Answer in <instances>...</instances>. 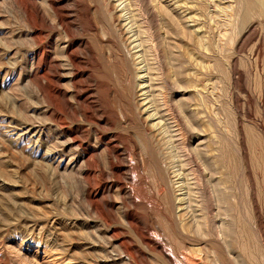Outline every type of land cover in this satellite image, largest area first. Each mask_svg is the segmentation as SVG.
<instances>
[{
    "label": "rangeland",
    "instance_id": "374dc122",
    "mask_svg": "<svg viewBox=\"0 0 264 264\" xmlns=\"http://www.w3.org/2000/svg\"><path fill=\"white\" fill-rule=\"evenodd\" d=\"M118 8L117 0H0V264H232L218 221L163 222L169 190L152 167L139 84L125 80L117 47L129 43ZM260 11L250 22L258 28L227 37L230 59L241 63L257 47L264 5ZM157 18L147 22L164 34ZM111 24L117 35H109ZM178 64L166 62L167 78ZM255 74L247 83L256 106L264 76ZM213 81L224 102L228 77ZM217 120L198 125L216 143L224 115Z\"/></svg>",
    "mask_w": 264,
    "mask_h": 264
},
{
    "label": "bare ground",
    "instance_id": "6f19581e",
    "mask_svg": "<svg viewBox=\"0 0 264 264\" xmlns=\"http://www.w3.org/2000/svg\"><path fill=\"white\" fill-rule=\"evenodd\" d=\"M117 1L125 21L122 32L125 30L124 35L127 31L129 43L116 46L122 53L125 80L127 77L132 79L130 83L139 84V105L151 121L150 126L146 125L152 128L147 135L149 147L154 151L152 167L160 174L162 187L165 185L169 190L164 192L168 193L172 208L169 207L170 214H162L163 222L169 226L183 221L198 225L206 216V220L218 221L217 228L221 231L218 233L223 234L219 238L222 236L232 264H264V95H257L255 106V93L247 83L255 73L260 80L264 76V32L261 33L264 24L263 28L259 25L261 35L256 49L251 47L254 50L245 58L246 65L244 58L240 56L239 63L228 57L230 51H225L231 32L258 28L250 22L263 9L264 0ZM153 17L163 23L164 34L152 31L147 21L152 23ZM262 20L263 17L259 21ZM117 25L108 27L109 35H117ZM161 38L166 45L165 55L160 52ZM181 42L185 43V51H181ZM117 57L119 60L120 55ZM172 60L179 64L174 66L169 79L165 76V65ZM237 66H245L246 72H239ZM199 75L205 78L201 86L197 82ZM222 75L228 77L229 84L224 102L216 97L213 86V77ZM131 86L130 90H134V85ZM173 93L181 94L180 98L173 99ZM186 94L191 95L184 97ZM196 97L200 99L199 108L194 104ZM221 114L225 118L221 123H225V133L216 143L198 125L200 118L207 124L215 119L219 122ZM143 129L149 132L144 126ZM191 140L198 142L194 146ZM200 200L205 201L202 202L208 214L200 213Z\"/></svg>",
    "mask_w": 264,
    "mask_h": 264
}]
</instances>
